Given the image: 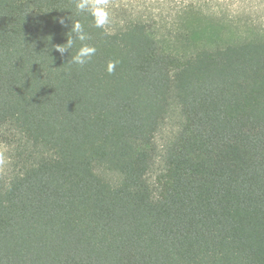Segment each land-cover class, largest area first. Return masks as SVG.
I'll use <instances>...</instances> for the list:
<instances>
[{
	"label": "trees",
	"instance_id": "1",
	"mask_svg": "<svg viewBox=\"0 0 264 264\" xmlns=\"http://www.w3.org/2000/svg\"><path fill=\"white\" fill-rule=\"evenodd\" d=\"M212 1L106 34L75 0H0V264H264V24ZM72 20L91 39L61 56Z\"/></svg>",
	"mask_w": 264,
	"mask_h": 264
},
{
	"label": "rangeland",
	"instance_id": "2",
	"mask_svg": "<svg viewBox=\"0 0 264 264\" xmlns=\"http://www.w3.org/2000/svg\"><path fill=\"white\" fill-rule=\"evenodd\" d=\"M109 0V10L111 14V24L128 19L136 12L153 10L154 12L164 5H174L176 0ZM161 2V3H160ZM212 6L225 16L244 22H255L264 24V0H213ZM148 8V9H147ZM178 128V118L173 115L164 125L157 135V145L161 149L172 139L174 132ZM12 149L0 144V178H7L13 171ZM97 173L106 181L117 183L119 175L100 168Z\"/></svg>",
	"mask_w": 264,
	"mask_h": 264
},
{
	"label": "clouds",
	"instance_id": "3",
	"mask_svg": "<svg viewBox=\"0 0 264 264\" xmlns=\"http://www.w3.org/2000/svg\"><path fill=\"white\" fill-rule=\"evenodd\" d=\"M75 9L77 15L87 12L92 17L93 25L97 29L107 30V26L111 23V14L109 10V0H75ZM60 24L65 25V20L60 19ZM107 34V31H106ZM91 39L90 35L85 32L84 25L79 20H72L70 32L66 44L57 45L56 51L61 56L73 48L75 42L78 40L84 42ZM97 48L86 43H82L76 50L75 54L71 55L69 63L83 67L95 56ZM118 60H109L106 66V71L109 74L115 72Z\"/></svg>",
	"mask_w": 264,
	"mask_h": 264
}]
</instances>
